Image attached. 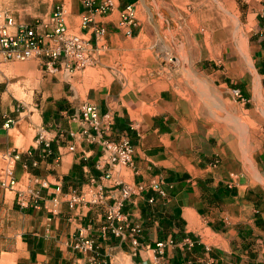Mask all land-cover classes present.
I'll return each instance as SVG.
<instances>
[{
    "label": "crops",
    "instance_id": "0c3cea01",
    "mask_svg": "<svg viewBox=\"0 0 264 264\" xmlns=\"http://www.w3.org/2000/svg\"><path fill=\"white\" fill-rule=\"evenodd\" d=\"M30 1L0 0V12L8 3L16 8ZM49 3L53 8L46 12L63 6L71 27L88 36L82 26L83 0ZM212 3L224 14L229 6L238 7L251 21L248 56L232 58L230 65L223 45L228 40L227 28L207 43L203 31L179 11L171 10L178 18L171 17L172 30L157 25L156 5L174 1L119 0L109 16L97 18L107 29L108 48L117 50L126 42L117 28L121 11L135 7L136 37L151 38V30L158 34L159 28L171 50L188 55L192 68L209 62L202 69L210 74L208 84L214 92L210 97L198 99L191 92L182 96L163 79L116 75L108 82H97L85 77L88 67L102 63L101 53L108 48L97 49L95 62L80 76L47 75L36 61L26 62L34 67L33 76L43 72L49 77L40 76L30 85L24 111L9 88L0 91V179L6 166L2 156L20 154L14 165L15 187L5 189L0 184V264L85 262L89 255L74 248L80 231L94 239L95 254L106 264H264V145L246 170L245 163L230 154L233 145L226 124L230 103L243 108L255 101L259 91L264 101V0ZM19 11L15 16L20 20ZM10 62L14 61L6 60L0 50V66L14 70ZM22 76L14 70L12 77L3 80L15 85ZM235 88L247 104L233 97ZM84 103L96 105L101 115L110 114L112 137L126 134L135 147L137 174L129 180L148 189L126 208L130 220L144 228L135 255L131 243L103 234L104 206L69 208L70 193L85 190L90 178L101 174L96 167L101 146L82 134L88 129L80 118ZM40 134L50 142L49 149L40 142ZM159 181L165 183V196L151 190ZM23 197L25 205L20 202ZM150 197L157 201L149 203ZM169 241L173 243L162 252L157 248V243Z\"/></svg>",
    "mask_w": 264,
    "mask_h": 264
},
{
    "label": "built area",
    "instance_id": "2783aa9c",
    "mask_svg": "<svg viewBox=\"0 0 264 264\" xmlns=\"http://www.w3.org/2000/svg\"><path fill=\"white\" fill-rule=\"evenodd\" d=\"M83 4L86 11L82 16V26L88 29V36L74 31L66 19V9L61 5L56 6L45 20L20 22L10 11L0 14V50L5 59L36 60L47 75L61 72L73 76L84 71L95 62L97 49L108 48L107 29L97 18L109 16L118 6L119 0H83ZM138 22L136 8L128 6L121 11L117 28L125 37L132 38L136 35ZM232 95L241 103H246L238 88L232 90ZM80 118L88 127L82 134L86 135L89 141L101 146L96 164L101 174L98 178L91 177L85 190L74 189L70 193L69 208L73 210L79 205L104 206L101 228L103 234L111 235L123 244L131 243L135 255L141 245L140 238L144 228L142 224L130 220L126 208L134 197L148 190L145 184L129 180L131 174H137L135 147L126 134L112 137L114 122L110 114L101 115L96 105L84 103L80 109ZM39 140L50 148V142L43 134H40ZM2 157L6 166L1 174L0 184L3 188L10 189L17 183L14 165L20 159V154L5 153ZM105 181H108L111 187ZM164 184L163 181L154 183L151 190L165 196ZM23 199L21 204H27L24 197ZM156 201V197L148 199L149 203ZM172 243L173 241L159 242L157 248L162 252L167 244ZM74 248L85 256L89 255L87 261L78 264H106L95 254L98 249L94 239L86 236L83 231L75 238Z\"/></svg>",
    "mask_w": 264,
    "mask_h": 264
},
{
    "label": "rangeland",
    "instance_id": "374dc122",
    "mask_svg": "<svg viewBox=\"0 0 264 264\" xmlns=\"http://www.w3.org/2000/svg\"><path fill=\"white\" fill-rule=\"evenodd\" d=\"M173 1L175 4L156 5L160 17L157 25L164 27L163 29L169 27L172 30L170 26L174 20L171 17L178 18L174 12L171 13V10L179 11L187 16L184 18L188 20L191 18L192 23L190 24L203 31L207 43H210L212 35L228 29V40L223 45L226 46L225 51L230 55L229 65L233 62L232 58L248 56L251 21L240 10L238 11V7L229 6L228 13L224 14L221 12V7L213 4L212 0H171ZM4 7L1 8L0 14L10 11L15 15V12L20 10L18 12L21 16L20 20L18 19L20 22H31L33 19L45 20L51 13L46 11L53 8V6L50 7L49 0H31L28 4L16 8L8 3ZM157 30L158 34L151 30V38H148L146 34L136 37L139 34L138 31L134 37H126L124 39L126 42L124 41L121 48L117 50L109 46L108 50L101 53L102 63L97 67H88L84 76L97 82H108L116 75L121 78L136 76L135 78L142 77L152 81L163 79L168 87L175 88L182 96H188L190 92L197 94L198 99L214 95L208 84L211 83L210 74L202 69V67H207L209 62L207 60L198 62L196 68H192L188 55L171 50L173 48L168 44L170 42L163 37V32L159 31V28ZM74 31H77L76 28ZM28 61L30 60L10 62L17 75H24L16 79L18 81H15V85L10 86L3 80V77H12L14 70L0 66L2 83L0 91L9 88L16 97V101L20 103L22 111L28 108L30 85L40 76L49 77L43 72L38 77L33 76L34 67L26 63ZM36 63L41 71L39 63L37 61ZM82 73L83 71L78 72L76 76ZM2 85L5 86L2 87ZM20 94L24 95L23 99L18 97ZM202 101L197 102L198 107L202 106ZM226 121L229 143L233 145L230 154L235 153L236 160L243 161L248 170L251 168L254 154L264 145V101L260 91L255 101L243 108L239 109L230 103Z\"/></svg>",
    "mask_w": 264,
    "mask_h": 264
},
{
    "label": "bare ground",
    "instance_id": "6f19581e",
    "mask_svg": "<svg viewBox=\"0 0 264 264\" xmlns=\"http://www.w3.org/2000/svg\"><path fill=\"white\" fill-rule=\"evenodd\" d=\"M198 22V21H197Z\"/></svg>",
    "mask_w": 264,
    "mask_h": 264
}]
</instances>
